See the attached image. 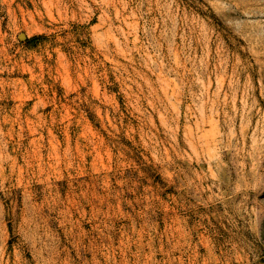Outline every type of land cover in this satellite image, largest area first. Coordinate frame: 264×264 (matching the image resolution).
Segmentation results:
<instances>
[{
    "label": "rangeland",
    "instance_id": "374dc122",
    "mask_svg": "<svg viewBox=\"0 0 264 264\" xmlns=\"http://www.w3.org/2000/svg\"><path fill=\"white\" fill-rule=\"evenodd\" d=\"M0 264H264V0H0Z\"/></svg>",
    "mask_w": 264,
    "mask_h": 264
}]
</instances>
